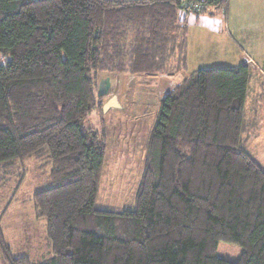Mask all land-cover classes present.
<instances>
[{
  "label": "trees",
  "instance_id": "1",
  "mask_svg": "<svg viewBox=\"0 0 264 264\" xmlns=\"http://www.w3.org/2000/svg\"><path fill=\"white\" fill-rule=\"evenodd\" d=\"M211 8L229 0H0V182L28 159L48 173L33 204L52 248L14 257L1 216L6 264H264V165L244 139L253 67L185 73L180 15ZM100 72L186 74L159 100L121 211L97 207L110 138L85 121L100 108L104 128ZM220 242L240 258L217 256Z\"/></svg>",
  "mask_w": 264,
  "mask_h": 264
},
{
  "label": "rangeland",
  "instance_id": "2",
  "mask_svg": "<svg viewBox=\"0 0 264 264\" xmlns=\"http://www.w3.org/2000/svg\"><path fill=\"white\" fill-rule=\"evenodd\" d=\"M231 3V8H228L231 23L228 27L222 26L224 31L217 34L211 35L203 23L204 19L198 22L197 14L190 12L180 15L183 19L187 18L188 25L185 73L191 75L202 68L238 67L242 62L238 57H232L231 52L236 50L242 55L244 51L241 47L249 44L243 58L251 57L254 66L246 102L244 139L245 145L264 165V0H231ZM198 17L213 20L211 22L219 26L226 13L211 8ZM211 37L214 38L212 46ZM229 38L231 43L228 48L224 45V39L228 44ZM98 75L99 80L111 76L113 81L111 91L101 97V103L117 96L123 105L122 108L109 109L103 113L104 128L100 123V108L94 110L85 121L87 126L105 129L110 138L97 207L121 211L133 206L144 166L145 145L158 117L159 100L171 89L167 90L169 82L164 88L161 82L164 79L176 82L177 78L165 74L138 75L132 80L128 76L121 77L119 73L100 72ZM120 78H123L124 84L127 83L126 89L121 86ZM37 165L30 159L17 163L6 177V182H0V217L4 242L14 257L27 256L32 262H39L52 253L46 221L39 216L33 204L34 193L50 185L48 173L38 169ZM18 182H21L20 185ZM241 253L242 248L238 244L228 242H220L216 251L217 256L229 261H237ZM0 264H6L1 254Z\"/></svg>",
  "mask_w": 264,
  "mask_h": 264
},
{
  "label": "crops",
  "instance_id": "3",
  "mask_svg": "<svg viewBox=\"0 0 264 264\" xmlns=\"http://www.w3.org/2000/svg\"><path fill=\"white\" fill-rule=\"evenodd\" d=\"M229 9L231 8V0H229ZM229 9H228V12L230 13V11H229ZM227 12V14H226V17H224L223 18V21H222V24H220L219 26L215 23V22H211V21H213V20H206L205 18H201V17H198L197 16V20H198V22L201 20V19H204V22L203 23H205L206 24V27H207V30H208V32L212 35L213 33H219V32H222V31H224V29H223V27H225L226 25H227V27H228V25L231 23V18L229 17V13ZM180 18H181V21H183V20H185L186 21V17H184V19L180 16ZM252 21V20H251ZM186 23H187V21H186ZM188 26V25H187ZM223 26V27H222ZM236 28V27H235ZM186 29H187V31H186V39H188V36H187V34H188V27H186ZM227 29V28H226ZM222 30V31H221ZM227 42H228V44H226V40L224 39V45H226L228 48H229V46H230V38L227 40ZM212 45H214V38L213 37H211V46ZM248 45L249 44H245L244 46H242L241 48H242V50L244 51V53H246V50H248L247 49V47H248ZM246 47V48H245ZM242 51V52H243ZM232 53V57H238V59L240 60V62H242V63H246V64H249V65H251V67H253L254 65L252 64V62H254L253 61V59L251 58V57H249V58H243V54L241 55V54H239V53H237V51L236 50H234L233 52H231ZM237 53V54H236ZM236 54V55H235ZM188 55V54H187ZM186 74H179V75H176L175 77L177 78V81L176 82H172V81H174V80H172V79H170V80H168V79H164L162 82H161V87H163L164 88V86H166L167 85V83L169 82L170 84L168 85V87H167V90L169 89V88H171V89H174L175 87H177L180 83H181V81H182V79L184 78V76H185ZM125 76H128V77H131V79L132 80H134L135 79V77L136 76H138V75H131V74H121V77H125ZM123 78L121 79L120 78V83H121V86L124 88L125 87V89H126V87H127V83L126 84H124L123 83ZM176 78H175V80H176ZM159 83V82H158ZM112 84H113V81H112ZM175 84V85H174ZM169 90V91H172V90ZM119 102L121 103V105H123L122 104V102H121V100H119Z\"/></svg>",
  "mask_w": 264,
  "mask_h": 264
},
{
  "label": "water",
  "instance_id": "4",
  "mask_svg": "<svg viewBox=\"0 0 264 264\" xmlns=\"http://www.w3.org/2000/svg\"><path fill=\"white\" fill-rule=\"evenodd\" d=\"M112 78L111 76H105L102 78L98 84V96H106L111 91ZM122 108L121 103L117 96L111 97L104 105L103 112H107L109 109Z\"/></svg>",
  "mask_w": 264,
  "mask_h": 264
}]
</instances>
